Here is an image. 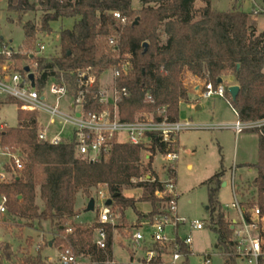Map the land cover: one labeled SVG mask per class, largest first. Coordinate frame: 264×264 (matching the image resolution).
<instances>
[{
  "label": "trees",
  "instance_id": "1",
  "mask_svg": "<svg viewBox=\"0 0 264 264\" xmlns=\"http://www.w3.org/2000/svg\"><path fill=\"white\" fill-rule=\"evenodd\" d=\"M196 1L203 6L196 8ZM5 4L9 22L13 14L19 22L26 13L41 12L42 16L38 28L30 21L22 24L23 45L10 58L0 55V75L2 66L10 60L12 68L22 75L24 68L29 67L37 91L45 88L48 79L55 78L62 80L74 95L73 73L77 70L91 68L100 78L127 60L131 73L114 83L117 89L128 93L117 104L123 122H133L146 114L156 120L165 116L168 121H177L179 103L187 98L190 80L207 79L215 85L219 78L226 77L239 87L235 100L227 92L222 96L237 122L264 119V31L256 34L244 12L214 10L211 0H140L138 10L132 8V0H6ZM113 12H118L125 23L114 19ZM61 19L76 22L71 29L60 30L59 54L51 58L38 55V30L49 35L50 24ZM110 39L116 41V46H109ZM3 44L7 45L0 38V49ZM5 104L16 102L0 100V107ZM162 109L164 113H160ZM17 113L18 126L5 128L2 137L4 144L19 148L24 156V169L19 176L1 187L8 199L10 216L29 225L48 222L60 236L70 229V234L58 239L59 244L92 264H104L113 258V238L118 227L106 226V246L99 250L93 243L96 219L89 225L72 222L78 215L75 204L79 194L89 201L94 198V190L106 186L112 201L110 209L120 217L131 210L139 218L136 205L140 202L150 204L149 221L166 214L169 198L162 194L163 184L156 178L139 182L143 148L114 144L106 157L91 163L76 156L72 142L52 146L38 141L36 112L18 109ZM248 131L258 134V160L251 166L256 172L252 187L264 213V135L258 130ZM151 161L152 158L148 168ZM169 173L174 177L171 166ZM224 174L221 166L203 183L209 215L206 227L216 236L215 249L223 264H236L233 231L218 201ZM135 188H142L144 195L134 198L123 194ZM69 222L72 223L68 225ZM172 233L173 240L167 245L151 244L155 264H164L162 257L171 256L176 245L184 257L181 264H188L190 248L179 237L178 227ZM5 253L9 259L10 253ZM21 264L41 261L28 258Z\"/></svg>",
  "mask_w": 264,
  "mask_h": 264
},
{
  "label": "rangeland",
  "instance_id": "2",
  "mask_svg": "<svg viewBox=\"0 0 264 264\" xmlns=\"http://www.w3.org/2000/svg\"><path fill=\"white\" fill-rule=\"evenodd\" d=\"M6 0H0V38L6 42L15 52L20 49L24 42L22 24L30 21L37 28L40 27L41 12L26 13L19 22L16 15H11V22L7 20L10 16L6 11ZM203 4L196 1L195 7L200 8ZM141 7L140 0H132V8L138 10ZM211 8L221 12L237 10L249 15V21L254 25L256 34L264 31V0H211ZM76 19H61L50 24L52 33L42 34L39 30L36 39H41L45 46V51L41 56L53 57L59 54V32L61 29H71ZM53 50H55L53 52ZM50 55V56H49ZM111 72L107 71L100 77L103 85L111 80ZM207 80V79H206ZM201 81V80H200ZM205 81V80H203ZM201 81V82H203ZM224 83L234 86L231 78L223 79ZM193 83H188L187 90L193 93ZM187 93V92H186ZM197 100L201 109H194L181 106L179 108V120H189L194 125L203 126H223V129H196L182 132L178 135L175 146L177 150V160L174 163H167L161 157L156 156L150 162L144 159L141 161L142 177L139 182L148 181L146 177H154L162 182L172 178L175 182L176 211L179 217L185 218L188 222L200 221L205 227L200 230H190L189 225L183 226L178 230L179 237L184 240L191 238V255L188 264H204V254H208L210 264H223L222 256L216 251V236L211 232L206 224L209 219L207 212V193L203 183L209 179L217 169L222 166L225 174L222 178L226 182L225 187H220L218 201L221 211L227 219H238V214L230 208L234 197L246 209L257 206V196L252 182L256 172L251 168L258 160V134L244 131L235 135L227 126L237 124V120L231 108L222 97H213L203 100L196 95L188 97V101ZM50 105L54 104V99L48 97ZM68 101H62L60 110L67 112ZM18 109L14 104H5L0 108V122H4L9 128L18 126ZM146 114L138 118L150 117ZM48 116L41 115L42 124L48 123ZM60 130V126H54ZM66 135L68 128L63 130ZM119 140L124 141L125 137L120 136ZM146 154L142 152V156ZM222 160V162H221ZM175 171L174 177L169 173V167ZM148 168V169H147ZM154 174V175H153ZM98 191H104V187H98L93 191L95 195ZM125 196L139 198L144 195L142 188H135L124 191ZM37 203L41 205L40 201ZM88 200L82 195L76 198L75 210L78 215L73 219L74 224L89 225L94 222L97 214V206L93 212H86ZM96 203V200H95ZM139 218L136 219L133 211L128 210L123 217H120L115 210L112 212L118 216L117 232H114L113 255L115 264H128L130 258H143L144 252L152 250V245L146 244L144 247H129L132 234L139 228L142 214H149L151 207L149 203L140 202L137 205ZM136 219V220H135ZM69 222L68 225H70ZM27 221L20 220L8 215L5 223L0 226V264H21L25 259L38 258L41 264H59L58 252L64 244H59L58 239L66 236V232L61 236L54 233L53 227L48 222H42L39 226L36 222L29 225ZM146 239L150 238L151 229L143 227L139 229ZM56 238V239H55ZM5 252L10 253V258L5 256ZM163 260L168 258L163 256ZM89 262V261H88ZM236 264H247L236 261Z\"/></svg>",
  "mask_w": 264,
  "mask_h": 264
},
{
  "label": "built area",
  "instance_id": "3",
  "mask_svg": "<svg viewBox=\"0 0 264 264\" xmlns=\"http://www.w3.org/2000/svg\"><path fill=\"white\" fill-rule=\"evenodd\" d=\"M112 16L121 24L125 23V19L118 12H113ZM108 44L116 46V41L110 39ZM37 50L40 56L45 51L41 39H38ZM13 52L14 50L8 44H3L0 49V55L7 58H10ZM109 71L112 75L111 80L103 85L91 68L77 70L73 73L76 85V93L73 95L69 93L67 85L62 80L57 81L55 78L48 79L42 91L31 88L27 74L22 75L16 72L12 68V62L7 60L2 66L0 75V100L4 102L7 99H12L16 102L17 109L37 113L38 141L52 146L66 141L72 142L76 156L91 163L106 157L114 144L139 146L143 148L142 152L148 155L147 159L159 156L167 163H174L178 158L175 151L176 137L180 133L199 128H224L213 125L200 127L189 120L171 122L165 116L158 120L150 116L137 118L133 122H123L119 119L117 104L128 93L126 89H117L114 83L121 76H128L131 73V67L125 60ZM96 86L97 88H95ZM227 88L223 79L221 84L216 83L215 85L205 80L198 85L194 93L200 99L209 100L213 97H222L227 92ZM49 96L54 99L52 105L48 102ZM148 99H150L149 96ZM62 101H68L66 113L60 110ZM183 102L184 100H181L179 105ZM91 106H94L95 109H89ZM160 113H164V110L162 109ZM42 114L49 118L46 125L41 122ZM55 125L60 126V130H56ZM227 127L236 135L247 130L262 132L264 131V119L249 123L238 122ZM5 128H7L6 125L0 122V226L5 223L9 215L8 199L6 194L1 191V187L10 184L24 169V156L20 149L6 145L2 141ZM65 128H68L66 135L63 131ZM120 136H124L125 140H119ZM153 141L157 142V145H153ZM159 146L162 147L163 152L160 151ZM151 150H154V153ZM159 182L164 186L162 194L167 196L169 201L165 215L155 216L152 221L148 220L144 225L151 229L148 239L151 244L167 245L173 240L172 231L175 227L179 229L189 225L190 230H202L205 227L203 222L197 220L188 222L177 214L174 180L169 178L167 181L159 180ZM99 187H104V191H98L93 198L94 201L96 200L97 206L95 221L97 226L94 229L93 243L99 250H104L106 226L115 227L117 216L112 212L110 206H106L107 200L110 199L107 187ZM230 208L238 214V219L234 222L232 230L236 261L247 264H264V213L257 206L246 209L235 197ZM66 233L70 234L71 230L67 229ZM145 241L146 238L141 231H135L129 241V247H142ZM182 242L189 247L191 238L186 237ZM208 257V254H204V264H210ZM154 259V252L147 251L143 264H155ZM183 259L184 257L179 253L176 245L167 264H181ZM58 262L59 264H92L81 256H77L68 247H62L59 250ZM104 264L114 263L106 262Z\"/></svg>",
  "mask_w": 264,
  "mask_h": 264
},
{
  "label": "crops",
  "instance_id": "4",
  "mask_svg": "<svg viewBox=\"0 0 264 264\" xmlns=\"http://www.w3.org/2000/svg\"><path fill=\"white\" fill-rule=\"evenodd\" d=\"M52 24V23H51ZM73 27V26H72ZM55 50H53V52H54ZM43 54V53H42ZM50 56V55H49ZM47 58H51V57H47ZM190 82H191V84L193 83V93H190L189 91H188V94H187V98L186 99H184V102L183 103H181L180 105H179V108L181 107V106H185V107H187V108H190V109H194L195 111H199L200 109H201V107H200V105H198L197 104V100H194V101H191V102H189L188 101V97L189 96H191V95H195V93H194V91L196 90V88L198 87V85L201 83V81H199V80H190ZM3 106V105H2ZM1 106V107H2ZM0 107V108H1ZM234 113V112H233ZM235 115V114H234ZM235 118H236V116H235ZM178 120H179V118H178ZM237 120V119H236ZM1 123H3V124H5L4 122H1ZM238 123V122H237ZM6 125V124H5ZM6 127H7V125H6ZM234 133V132H233ZM235 134V133H234ZM236 135V134H235ZM178 137V136H177ZM177 137H176V140H177ZM178 145V141L176 142V145L175 146H177ZM176 152H177V150H175ZM147 157H148V155L146 154L145 156H144V160L145 161H147V162H149V159L151 158H149V159H147ZM172 167V166H171ZM219 169H217L215 172H217ZM146 179L149 181V180H154L155 178L154 177H146ZM227 184H226V182H225V186H226ZM224 186V187H225ZM97 212V211H96ZM135 214V213H134ZM96 216H97V214H96ZM136 216V215H135ZM148 215L147 214H145V215H143L142 214V220H144L143 222H141V224L139 225V228L137 229V230H135V231H139V229H141V228H143V227H145L144 225L147 223V221H148V217H147ZM136 219L138 218L137 216L135 217ZM226 218V220L231 224V226L233 227V224H234V222L237 220V219H235V218H232V219H227V216L225 217ZM135 219V220H136ZM117 220H118V216H117V219H116V225H117ZM117 227H119V226H117ZM181 228V227H180ZM179 228V229H180ZM178 229V230H179ZM116 232H117V230H116ZM115 238V237H114ZM114 238H113V242H114ZM181 238V237H180ZM183 238H181V240H182ZM146 244H150L151 245V242L148 240V239H146V241H145V243L142 245V247H144ZM129 246V245H128ZM147 251H149V250H147ZM147 251H145L144 252V257L143 258H136L135 256H133L132 255V257L130 258V262L128 263V264H143L144 263V259H145V257H146V252ZM155 254V253H154ZM156 256V255H155ZM167 258H168V260L167 261H165V260H163L162 259V262L163 263H165V264H167L169 261H170V256H166ZM110 262H113L114 264H115V262H114V255H113V258H112V260L110 261Z\"/></svg>",
  "mask_w": 264,
  "mask_h": 264
},
{
  "label": "water",
  "instance_id": "5",
  "mask_svg": "<svg viewBox=\"0 0 264 264\" xmlns=\"http://www.w3.org/2000/svg\"><path fill=\"white\" fill-rule=\"evenodd\" d=\"M143 47L146 48L147 45L146 44H143ZM23 71H24V73L27 74V79L30 82L31 88H35V84H34V74L32 72H30L29 67H25ZM221 83H222V79L219 78L217 80V84H221ZM238 91H239V87L236 86V85L229 86L227 88V93L229 94V96L231 97L232 100H235ZM262 134L264 135V131H262ZM221 186L224 187L225 186V182H223ZM111 203H112V201H111V198H110V199L107 200L106 206H110ZM94 208H95V201H94L93 198H91L88 201V203H87V206H86L85 211L86 212H93L94 211ZM230 229L233 230V227L231 226Z\"/></svg>",
  "mask_w": 264,
  "mask_h": 264
}]
</instances>
